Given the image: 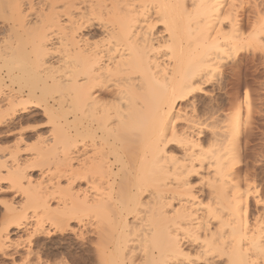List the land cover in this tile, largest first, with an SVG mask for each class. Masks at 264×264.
Returning <instances> with one entry per match:
<instances>
[{"label": "bare ground", "instance_id": "1", "mask_svg": "<svg viewBox=\"0 0 264 264\" xmlns=\"http://www.w3.org/2000/svg\"><path fill=\"white\" fill-rule=\"evenodd\" d=\"M100 2L112 3L113 0ZM117 2L130 4L136 0ZM154 2L158 5L156 9L133 10L131 15L140 26L127 29L143 31L146 40L129 43L123 36L119 22L120 13L116 10L113 12L112 27L107 29V35L104 29L94 25L75 39L69 37L63 53L57 55L53 51L52 41L59 37L49 39L43 28L38 32L33 30L31 25L35 23V18L28 16L27 9L22 12L19 7L26 3L36 6L35 0H0V17L6 16L11 21V24L0 26V90L22 89L27 95L44 99L55 114L56 134L59 133L42 142L36 154L31 157H17L13 167L21 168V174L30 182L26 187L30 189L32 199L36 200L33 207L47 206V213L84 214L89 219L90 226L92 223L99 224L97 240L101 247L96 250L95 256L103 264L124 259L122 245L131 250L127 257L129 264L132 261L131 252H137L138 261L144 260L145 264L162 259L173 219L166 208L169 203L174 204L173 211L180 208L182 215L196 218V223L206 218L198 203H207L204 198L210 195V189L201 186L198 192H192L191 196L196 197L195 202L191 201L190 196L181 198L183 185L175 182V175L181 171L178 165L182 162L161 159L150 133L151 120L164 93V84L167 82L168 91L174 86L178 88L199 63L206 43L204 22L199 12L191 9L193 0H188V12L165 7L177 0ZM195 3H200V0H195ZM205 3H211V0H205ZM141 11L143 15H138ZM174 13L179 15L175 20ZM157 14L166 23L157 24L148 31L146 25L155 23ZM26 19L30 20L27 25ZM113 36L116 37L115 40L112 39ZM100 37H103L100 56H111L117 47L120 51V55L114 58L121 61L120 70L125 74L119 100L114 99L115 92L101 90L92 93L96 97L93 101L86 95L83 87L85 81L81 77H87L91 82L97 56L95 49L87 48V41H95ZM80 41H84V45ZM164 44H171L173 51L162 48ZM153 48L159 50L153 52ZM49 52L52 54L46 55ZM169 56L173 57L171 61ZM219 59L213 53L208 62L217 64ZM113 68L115 70V64ZM166 71H169L167 77ZM203 84L204 80H200V86ZM103 101H108L110 105L118 104L119 107L97 108V104H102ZM196 101L193 99L189 102L195 113L192 115L193 126L189 128V133L195 130L196 125L207 124L211 136L205 133L202 138L197 139H201L205 146L207 142H213L222 149L227 148L234 158H238L239 132L234 123L236 115L233 113V120L227 126L220 125L224 121L222 116H219L223 120L220 123L211 124L208 121L209 124L204 121L203 116L202 120V114L196 115ZM182 107H186V104ZM184 110L186 111L185 108L182 109ZM59 136L64 146L58 152L56 140ZM88 148L100 155L99 159H90L85 165L83 158ZM168 153L169 157L173 154L183 155L181 152L176 154L171 149H168ZM1 157L0 161H3ZM48 160L50 163L55 160L56 170L54 168L55 171H48L51 192L43 189L42 192L43 181H35L32 171L37 168L38 161L48 163ZM73 161H80L79 166L73 168ZM206 163L211 166L210 161ZM25 165L28 166L25 168ZM51 169L50 167L49 170ZM204 175H207L206 169ZM241 176V169H237L235 179L239 181ZM64 177H67V184L70 185L64 187L67 189L61 187V179ZM76 180L85 182V187H72ZM146 192L151 196L147 195L149 198L145 199L143 197ZM50 196L56 199V206L52 205ZM217 202L226 205L224 192L218 193ZM224 220L227 222L228 218L225 217ZM184 226L185 224H181V227ZM253 227H256L254 222ZM225 232L231 234V229H225ZM15 233L20 235V229L13 226L10 234ZM248 236L251 239L253 234L248 233ZM260 237L257 230L255 240L259 242ZM92 243L95 244L96 241ZM80 257L87 264L92 253L86 249Z\"/></svg>", "mask_w": 264, "mask_h": 264}, {"label": "snow or ice", "instance_id": "2", "mask_svg": "<svg viewBox=\"0 0 264 264\" xmlns=\"http://www.w3.org/2000/svg\"><path fill=\"white\" fill-rule=\"evenodd\" d=\"M169 6L189 11L188 0H177L172 5H165ZM19 7L22 12L27 9L28 16L35 18V23L31 25L33 30L38 32L43 28L47 38L59 37L52 43L53 51L60 55L69 37L75 39L94 25L104 29L107 35L116 10L120 13L119 22L124 38L129 43L146 40L143 31L127 30L132 26H140L131 12L156 9L158 5L154 0H136L130 4L117 0L112 3L100 0H47L37 6L26 3ZM191 9L198 11L204 22V51L197 66L178 88L174 86L168 91L167 82L164 84V93L151 120L150 133L161 159L182 162L178 165L181 171L175 175V182L183 185L181 198L190 196L191 201L195 202L196 197L191 196V193L198 192L201 186L208 187L210 195L204 198L207 203H198L206 217L200 223H196L194 217L182 215L180 208L173 211V203L166 205L173 219L165 251L162 259L148 261L147 264H264V183L250 178L249 172H244L237 181L235 174L237 169L243 168V161L234 158L227 148L222 149L216 143L207 142L205 146L201 142L199 138L205 133L211 136L207 124L196 125L190 134L189 128L193 126L194 117L191 112L182 111V105L201 98L194 94H202L203 97L208 94L206 89L211 88L223 64L233 59L239 61L245 54H250L264 69V0H211V3L200 0L198 4L193 0ZM138 15H143V12H138ZM28 23L30 20L26 19L25 24ZM165 23L157 14L155 23H148L146 28L151 31L157 24ZM0 24H11V21L6 16L0 17ZM162 35L167 36L166 33ZM102 41L103 37L87 41V48L95 49L97 56L91 82L87 77H81L85 81L83 87L93 101L96 97L92 93L101 90L115 92L114 99L119 100L125 74L120 70L121 61L114 58L120 55V51L117 47L111 56H100ZM84 43L80 41L81 45ZM162 48L173 51L171 44H164ZM158 50L152 49L153 52ZM213 53L220 58L219 68L215 63L208 62ZM168 59L171 61L173 57L169 56ZM169 71L165 72V77ZM200 80H204L203 86H200ZM240 98L241 106L234 123L244 128L255 110L252 89L243 86ZM101 106L119 107L118 104L110 105L108 101L97 104V108ZM196 115H199V109ZM55 134V114L44 99L27 95L22 89L0 90V140L12 141L0 143V153L5 158L0 161V197H12L11 200L0 198V264H84L80 254L86 249L92 253L87 264H103L95 256L96 250L101 247L97 240L99 224L92 223L90 226L84 214L57 212L49 215L47 206H37L33 210L29 207L32 199L30 189L26 187L30 182L21 174V168L13 167L17 157L22 154L33 155L36 145L50 140ZM169 146L183 155L173 154L169 157ZM89 153L92 155L89 156ZM99 155L88 148L83 163L87 165L90 159H99ZM206 161H210L211 166ZM79 164L80 161L74 162V166ZM256 164L264 166V148L259 152ZM205 169L207 175H204ZM220 192L225 193L226 205L217 202ZM21 197L24 203L18 204L17 200ZM253 205L258 213L254 220L255 228ZM225 217L228 218L227 222ZM181 224L185 226L181 227ZM13 226L18 227L21 233L15 239L10 234ZM228 228L231 234L225 232ZM257 230L261 234L259 242L255 240ZM248 233L253 234L251 239ZM37 236L40 239L34 240ZM93 241L96 243L93 244ZM121 250L125 258L113 260L110 264H129L127 257L131 250L123 245ZM131 256V264H145L144 260L138 261L137 252H131Z\"/></svg>", "mask_w": 264, "mask_h": 264}, {"label": "rangeland", "instance_id": "3", "mask_svg": "<svg viewBox=\"0 0 264 264\" xmlns=\"http://www.w3.org/2000/svg\"><path fill=\"white\" fill-rule=\"evenodd\" d=\"M35 2L37 3V5H40V4L46 3L47 0H35ZM178 16L179 15L177 13H174V20L177 19ZM1 25L2 24H0V26ZM160 28L163 29V26H160ZM216 66L218 68L221 67L220 62L217 63ZM262 81H264V69L260 68L259 62L256 58H254L250 54H245L242 57V59L239 61L233 59L230 63H226L222 65V70L219 73H217V75L214 77V82L212 83L211 88L206 89L208 93L206 96L203 97L202 94H196L197 96L201 97L199 98V100L196 99L197 100L196 105L199 106V107L196 106L197 107L196 110L199 109V116L202 114L200 117L202 116L205 117V119L202 117V120L204 119V121H206L207 123L209 122L210 123L212 122L211 124L215 122L220 123L221 121L224 120L225 122L223 121L222 123H220V125L224 126L225 124L227 126L231 123V120H233L232 115L234 114L237 115V110L241 106L240 90L242 89V87L246 85L252 89L253 103L255 106V110L252 114L251 120L247 122V127L237 128V131L239 132V133L237 132L238 133L237 136L239 138L238 140L239 148H238V155H237L238 158L237 159H240L243 161L244 169L243 168L241 169L242 175L244 172H249L252 179H257L260 182L264 183V166H257L256 164V161L258 159V154L262 150V148H264V82ZM216 105H218L219 107ZM221 107L222 109H220ZM183 108L186 109V111L184 110V112H191L192 115L195 114L193 112V108H192V105H190V103H189V106L186 104V107H183ZM218 109L219 111L217 112L216 110ZM214 112L216 114H214ZM206 114L208 115L206 116ZM211 115H213L214 118ZM219 116L220 117L222 116L221 118H223V120L220 119ZM207 117L209 120H207ZM38 135L46 136L47 133H38ZM56 141H57L56 149L59 152L64 146V143L60 136ZM10 142L12 141L3 140L0 143H10ZM41 144L42 143L35 146L34 154H36L35 152L38 151L37 149L40 147ZM70 149H73V147L72 148L70 147ZM169 149H171V151L175 152L176 154H179V151H177L175 148L170 147ZM0 156H2L1 157L2 160L5 159L2 153H0ZM27 156L31 157L29 155L22 154V157L24 158ZM54 161L51 162L52 165L49 162V160H48V163H50V165H48L47 161H38L37 168H35L32 171L33 179L35 181H43L41 191L43 189V191L47 190L48 192H51L50 186L52 184H50L48 177L51 171L56 170L55 168L56 164H54L55 163ZM35 162L36 161H34V163ZM74 162L75 161H73V165H74ZM65 166L66 165H64V167ZM50 167L52 168L51 170H49ZM61 167L64 168L63 166ZM73 168H75V166ZM42 171H44L45 173L44 174L41 173ZM67 181H68L67 177L66 178L64 177L61 179V185H62L61 187L63 189H67V188H64V187H67L66 185L70 187V185L67 184L69 183ZM195 182L197 181H194V183ZM72 185H73L72 187H74L75 189H78L79 187L84 188L85 182L76 180L74 183H72ZM147 195L149 196L148 192L144 194L143 198L145 197L149 198ZM53 196L56 197L57 195H53ZM0 198L9 199V200L12 199L11 196H3ZM50 200H51L52 205L56 206V199L51 198ZM17 202L18 204H23L24 198L23 197L19 198ZM35 204H36V200L31 199L29 207L33 209L35 207H33L32 205H35ZM252 208H253L252 220L254 222L255 216L258 215V213L255 212L254 205L252 206ZM48 214L55 215L54 212L48 213ZM11 236H12L11 238L13 239L18 238V235L16 233ZM37 239H40V237L37 236V238L36 237L34 238V240H37ZM12 251H15V249H12Z\"/></svg>", "mask_w": 264, "mask_h": 264}]
</instances>
